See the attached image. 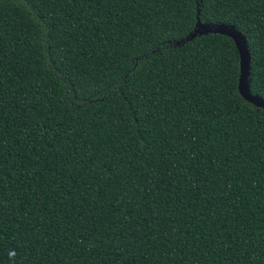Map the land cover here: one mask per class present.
I'll return each mask as SVG.
<instances>
[{
  "label": "trees",
  "instance_id": "1",
  "mask_svg": "<svg viewBox=\"0 0 264 264\" xmlns=\"http://www.w3.org/2000/svg\"><path fill=\"white\" fill-rule=\"evenodd\" d=\"M264 0H0V264H264Z\"/></svg>",
  "mask_w": 264,
  "mask_h": 264
},
{
  "label": "water",
  "instance_id": "2",
  "mask_svg": "<svg viewBox=\"0 0 264 264\" xmlns=\"http://www.w3.org/2000/svg\"><path fill=\"white\" fill-rule=\"evenodd\" d=\"M197 26L198 28L190 35L191 39L197 34L202 35L214 33L225 35L234 42L240 57L238 92L245 101L264 110V99L257 95H252L250 92V81L248 79L250 74V54L247 49L246 37L238 32L233 26L201 24H197Z\"/></svg>",
  "mask_w": 264,
  "mask_h": 264
}]
</instances>
